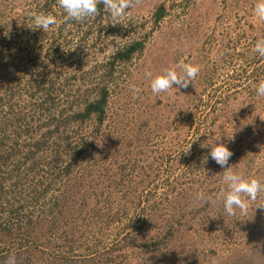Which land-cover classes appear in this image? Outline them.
Segmentation results:
<instances>
[{"label": "rangeland", "instance_id": "1", "mask_svg": "<svg viewBox=\"0 0 264 264\" xmlns=\"http://www.w3.org/2000/svg\"><path fill=\"white\" fill-rule=\"evenodd\" d=\"M256 2L131 0L117 24L99 2L78 22L56 0H0V222L17 237L0 244V264L13 254L17 264H264V193L227 215L225 168L207 147L226 145L225 167L264 182ZM41 12L57 24L32 29ZM180 62L199 66L196 78L154 95L145 73ZM105 92L102 116L71 120ZM201 191L217 203L198 201ZM140 229L160 234L157 251L139 247Z\"/></svg>", "mask_w": 264, "mask_h": 264}, {"label": "clouds", "instance_id": "2", "mask_svg": "<svg viewBox=\"0 0 264 264\" xmlns=\"http://www.w3.org/2000/svg\"><path fill=\"white\" fill-rule=\"evenodd\" d=\"M102 3L110 17L117 24L126 15L131 7V0H56V6L65 13V20H75L82 22L87 18L97 14V4ZM254 16L264 20V0H257L253 8ZM57 18L52 14L32 13V29L47 31L57 24ZM252 51L261 57H264V38L257 39ZM179 69V71H177ZM200 69L199 66L190 63L180 62L174 68L164 69L160 74L153 76L151 72L145 73L149 78V87L154 95L167 93L171 89L176 90L187 88L192 80L196 78ZM175 85V87H174ZM133 92L138 93L139 89L131 86ZM256 96L264 98V79H261L255 85ZM191 144L188 147L190 149ZM210 149L209 157L220 167L225 168L222 175V182L226 188L218 194V199L222 202L225 213L234 216L239 210L241 215L247 214L248 202L256 201L264 193V182L255 178H245L243 175L232 171L228 165L232 152L226 145L221 143H211L207 146ZM188 152V151H187ZM208 157H205L207 161ZM196 199L201 202H207L214 206L216 199L211 196H205L204 192H198ZM258 207H264L260 204ZM5 264H17L16 256L10 255Z\"/></svg>", "mask_w": 264, "mask_h": 264}, {"label": "trees", "instance_id": "3", "mask_svg": "<svg viewBox=\"0 0 264 264\" xmlns=\"http://www.w3.org/2000/svg\"><path fill=\"white\" fill-rule=\"evenodd\" d=\"M51 3L52 2L50 1L49 6H51L50 5ZM102 6L103 5H100V9H102ZM160 13H162V11H160ZM160 13L157 16V19L161 17L162 14H160ZM13 26H14V23H7V28H9L8 31H12L13 30L12 29ZM140 46H141V44H136L134 46H130L127 50L118 52L117 58L119 60H128L130 58L131 54L134 53ZM106 99H107V93L105 92L103 95H101V98L99 100H97L95 102H92V103H87V105L85 106L84 109H82V111L74 112L73 115H72V119L71 120H75L77 122H83L85 119H88L89 117H91L93 115L102 116L104 114V110H105ZM152 218L153 217H151V219ZM164 220H166L164 217L163 218L160 217L159 220L155 219V221L157 222L158 226H162V222L164 223ZM168 220L169 219H167V221ZM181 222L182 221H181V218H180L179 222L177 223V226H175V225L170 226V229L167 231V233H168L167 235L172 236L173 233H174V228L180 227L181 224H182ZM9 224H10V221H6L5 224L0 222V244L6 243L11 238H13L12 240H16L17 239V237H14V235L16 234V233H14V228H13L14 225H9ZM4 225H5V228L3 227ZM7 226H9V227H7ZM159 228H158V230L160 231L161 229H159ZM141 230H143V229H140V232L138 234L134 233V237L136 238V243L140 242L139 247L141 249H143V250H146V251L147 250H150V251L155 250V251H157L158 248H159V245H161L160 241L163 239L160 236V234H158V236H155L154 238L152 237V239L148 240L147 238H145L144 233ZM27 235H30V233L26 232L24 236L27 237ZM126 240H127V237L124 239V243L126 242ZM72 241H73V243L76 242L73 239H72ZM18 242L22 243V242H25V240H23L21 238L20 240H18ZM221 246H225V245L223 244ZM32 250H33V247H28L27 249L23 250V252L21 253L20 256H22L23 254H25V255L30 254L32 252ZM58 261L61 262L62 264H70V263L71 264L72 263L76 264L77 263L76 261L71 262L70 259L62 258V257H60ZM91 261H88V262H91ZM84 263H87V262H84ZM238 263L242 264L241 262H238ZM234 264H236V263H234Z\"/></svg>", "mask_w": 264, "mask_h": 264}]
</instances>
